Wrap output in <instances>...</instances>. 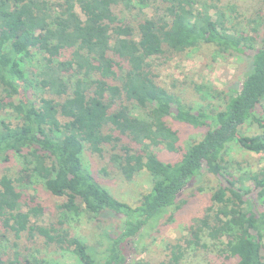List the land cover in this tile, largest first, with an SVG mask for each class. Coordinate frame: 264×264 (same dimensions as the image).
Instances as JSON below:
<instances>
[{
	"label": "trees",
	"instance_id": "1",
	"mask_svg": "<svg viewBox=\"0 0 264 264\" xmlns=\"http://www.w3.org/2000/svg\"><path fill=\"white\" fill-rule=\"evenodd\" d=\"M255 1L245 14L235 0H0V112L12 116L0 119V162L14 154L21 163L17 176L0 174V227L41 235L81 264H149L130 259L135 246L209 174L217 183L202 213L155 264H181L186 249L210 244L235 264H264V0ZM202 46L249 65L239 87L193 83L200 103L191 105L157 80L156 67ZM174 124L200 136L182 146ZM231 143L260 159H230ZM155 146L176 157L161 159ZM85 147L109 153L126 180L148 175L135 204L102 185L82 159ZM38 182L61 199L55 224L24 211L36 210L26 190ZM106 212L123 222L97 260L64 222L84 215L100 223ZM0 264L40 263L14 252Z\"/></svg>",
	"mask_w": 264,
	"mask_h": 264
},
{
	"label": "rangeland",
	"instance_id": "2",
	"mask_svg": "<svg viewBox=\"0 0 264 264\" xmlns=\"http://www.w3.org/2000/svg\"><path fill=\"white\" fill-rule=\"evenodd\" d=\"M235 1L241 5L243 11L245 10V14L249 13L252 10L251 7L256 4L255 0ZM147 11L150 12V9ZM248 63V60L244 57L217 55L210 47L202 46L196 51L180 53L162 65H158L156 67L157 80L167 87L177 90L182 100L191 105H197L200 100L193 88V83L206 84L224 90L230 87H239L244 72L248 68ZM32 65H37L36 59L33 60ZM18 102L19 98L16 94L11 98V103L17 104ZM10 112L9 108L5 113L0 112V119H11ZM174 125L180 129L182 146L200 136L201 132L199 130L187 125ZM255 129V127L248 124L241 127V130L246 132ZM153 150L163 160H171L176 157L175 154L169 153L162 146H155ZM228 157L238 160L245 166L248 163L256 162L261 155L243 150L236 144L231 143ZM109 158V153H105L103 157H100L91 153L86 147L83 149L82 159L84 163L95 173L102 185L116 198L135 204L140 192L146 190L149 186L148 175L139 172L130 180H126L118 167L111 161L109 162ZM261 164H264V160H261ZM20 167L19 158L13 154L9 161L0 162V174L8 173L17 176ZM216 183L217 179L207 174L199 176L192 185L185 188L182 196L189 200L188 203L178 211L170 207L164 212L158 220V225L152 226L135 246L130 259L134 262L142 259L149 264H155L161 259L167 258L168 243L174 242L177 238L186 234L187 226L196 216L202 213L208 202L207 188L214 186ZM198 185L206 189L198 191L196 190ZM26 191L29 196L36 195L35 200L32 201L33 205H36V210L31 212L27 208L24 209L25 212H30L28 218L40 225L55 224L59 214L57 205L61 203V199L51 195L40 182L35 183ZM192 191H197L193 197L190 195ZM100 218V223H97L95 220L81 215L76 219H69L64 222V226L73 235L81 238L91 247L97 260H100L102 250L109 242L108 235L114 236L120 230L123 222L122 216L113 212H106ZM14 252L19 253L20 260H23V257L34 258L40 264H81L71 250L58 248L55 244H47L45 238L41 235L29 236L26 231H21L16 235L15 232L0 227V255L4 261H7L13 258ZM185 252L181 264H235L236 261L234 258L228 257L226 253L217 251L216 247H212L211 244L206 249H186Z\"/></svg>",
	"mask_w": 264,
	"mask_h": 264
}]
</instances>
